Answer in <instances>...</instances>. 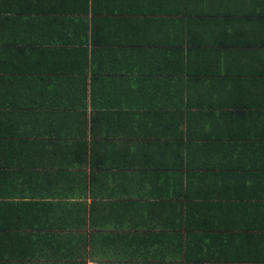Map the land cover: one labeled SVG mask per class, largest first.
<instances>
[{
    "label": "crops",
    "instance_id": "1",
    "mask_svg": "<svg viewBox=\"0 0 264 264\" xmlns=\"http://www.w3.org/2000/svg\"><path fill=\"white\" fill-rule=\"evenodd\" d=\"M0 196L34 264H264V0H0Z\"/></svg>",
    "mask_w": 264,
    "mask_h": 264
},
{
    "label": "trees",
    "instance_id": "2",
    "mask_svg": "<svg viewBox=\"0 0 264 264\" xmlns=\"http://www.w3.org/2000/svg\"><path fill=\"white\" fill-rule=\"evenodd\" d=\"M12 230L13 227L0 224V264H34L28 260L29 258L24 256L22 252V244L28 242L30 237L24 236L20 238L19 236L13 234L11 232ZM7 245H9L8 251ZM7 256L15 258L16 262H8Z\"/></svg>",
    "mask_w": 264,
    "mask_h": 264
}]
</instances>
